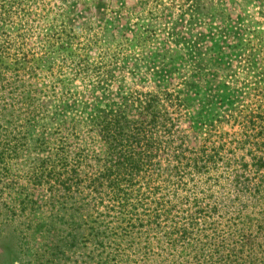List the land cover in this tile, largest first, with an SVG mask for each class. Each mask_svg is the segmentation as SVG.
I'll list each match as a JSON object with an SVG mask.
<instances>
[{
  "label": "trees",
  "instance_id": "16d2710c",
  "mask_svg": "<svg viewBox=\"0 0 264 264\" xmlns=\"http://www.w3.org/2000/svg\"><path fill=\"white\" fill-rule=\"evenodd\" d=\"M222 1L194 0L196 4L192 9L190 6L191 13L183 22L181 19L163 28L151 23L140 26L126 39L124 48L112 49L111 43L101 44L88 37L84 47L77 49L70 38L56 34L54 56H47L44 62L49 66L55 61L68 63L72 74H64L62 66L60 75L64 76L59 79L57 91L53 90L52 95L46 92L35 101L31 96L26 98L25 127L15 135V143L4 138L7 144L0 147V177L4 171L10 172L11 161L17 163L21 159L22 164L17 165H22L28 185L17 196L25 195L23 210L27 203L32 207L21 230V234L26 231L25 236L20 237L21 253L29 260L23 263L10 254L7 264H68V251L86 257L83 261L76 259L75 264H149L143 250L128 254L130 241L152 223L157 227L169 223L174 205L171 198L166 200L160 194L163 187L185 188L190 175L200 174L202 166L208 167V161L202 160L199 153L185 154L182 113L191 114V98L206 105L202 124L212 128L217 119H213L214 114L211 118L209 115L219 110L216 98L231 101V106L235 104L231 92L237 90L233 88L234 81L228 79L240 73L249 78L260 77L261 84L253 85V89H264L261 37L240 38L232 47L229 43L226 47L230 66L217 61L216 57L223 54L217 43L222 36L214 20L219 17L222 26L218 27L228 34L236 29ZM206 19L214 31L209 30L204 38L206 44L196 48L199 34H203L197 21ZM98 45V52L92 56L91 51ZM175 56L180 59L173 71L176 75L167 79H178L179 84L171 89L134 91L115 106H68L85 102V93L104 90L116 70L124 67L125 60L133 61V69H144L146 74L155 76ZM219 74L223 85L212 86L209 81L199 85L200 78L213 81ZM78 79L84 83L82 87L77 84ZM29 185L39 186L45 194L42 209L34 210ZM247 185L236 178L238 190ZM241 217L239 224L227 226L221 236L205 234L206 240L196 239L198 247L192 250L190 243L194 239H188L187 245L179 248L178 259L173 258L169 264H187L183 258L195 264H264V240L248 241L244 234L254 226L264 231V213L256 223L249 215ZM171 227L172 231H163L162 239L176 250L181 238L206 233L198 228L194 232L192 223ZM166 261L168 258L160 262L155 258L151 264Z\"/></svg>",
  "mask_w": 264,
  "mask_h": 264
},
{
  "label": "rangeland",
  "instance_id": "374dc122",
  "mask_svg": "<svg viewBox=\"0 0 264 264\" xmlns=\"http://www.w3.org/2000/svg\"><path fill=\"white\" fill-rule=\"evenodd\" d=\"M193 4L194 0H0V147L7 144L4 138L9 137L15 143V135L25 127L28 116L26 98L31 96V100L35 101L46 92L52 95L53 90L57 91L59 79L64 76L60 75L62 66L64 74H72L68 63L61 65L55 61L49 66L44 62L47 56H54V42L59 33L70 38L77 49L84 47L88 37L101 44L109 42L112 49L124 48L126 39L138 27L151 23L156 28H163L167 24L171 27L172 23L181 19L183 22L190 15L189 9ZM222 6L228 9L236 29L228 34L227 30L218 27L222 26L220 18L214 20L222 36L217 43L223 53L216 58L221 65L230 66L226 47L229 43L232 47L240 38L245 40L253 36L264 40V0H223ZM206 22L197 21L198 30L204 35L199 34L196 48L206 44L204 38L209 30L214 31L210 21ZM98 47L91 51L92 56L96 55ZM179 62V57L175 56L161 73L150 76L144 69H133L131 59L125 60L124 67L116 70L104 90L85 93V102L68 106L84 109L115 106L134 91L171 89L179 84L178 79L169 81L167 78L176 75L173 71ZM207 79L200 78L199 85H207L209 81L212 86H221L224 81L221 74L213 81ZM228 80L234 81L233 88L238 91L231 92L235 104L231 106V101L227 102L219 96L216 98L219 110L209 115L211 118L214 114L213 119H217L214 127L202 124L206 105L200 99L196 102L191 98V114L182 113V135L187 145L185 154L199 153L202 160L208 161V167L202 166L200 174L190 175L185 188L175 190L171 185L163 187L160 194L166 200L171 198L174 205L169 223H162L161 227L152 223L143 233L139 231L136 239L130 241L128 254L143 250L142 255L147 254L149 264L155 258L159 262L168 258L164 263L169 264L173 258L178 259L179 248L186 246L188 239H194L190 243L189 250H192V247H198L196 239L206 240L205 234H215L216 237L225 234L227 226L241 222L242 214L249 215L256 223L258 216L264 213V89H253V85H260L262 79L249 78L240 73ZM87 81L85 79L84 82ZM254 81L251 85L247 83ZM77 84L84 85L80 79ZM6 160L9 161L8 156ZM213 160L217 161L216 164ZM11 163L10 172L4 171L5 175L0 177V264H7L10 254L23 263L29 260L21 253L20 240L23 234L25 236L26 231L21 234V230L23 224H27L32 207L27 203L23 210L25 195L17 196L19 191L23 190V193L27 189L28 184L22 165H17L22 164L21 159ZM236 178L246 182L247 188L241 186L242 189L238 190L235 187ZM39 188L29 185L35 211L42 209L45 201V194ZM154 211L153 208L151 212ZM185 223H192L194 232L198 228L206 233L201 237L191 234L192 238H181L176 244L177 250L169 247L162 239L163 231H172L173 224L182 226ZM259 228L254 226L250 231L246 230V240H264V231L260 228V232ZM157 242L159 246L155 247ZM164 249L167 250L164 252ZM73 254L68 251V256H71L68 264H75L76 259H86ZM188 254L189 251H186L185 255ZM183 259L184 263L195 264Z\"/></svg>",
  "mask_w": 264,
  "mask_h": 264
}]
</instances>
